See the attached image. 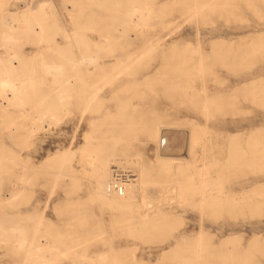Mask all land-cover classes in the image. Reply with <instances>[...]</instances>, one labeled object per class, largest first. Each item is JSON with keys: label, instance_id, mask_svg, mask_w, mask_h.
<instances>
[{"label": "bare ground", "instance_id": "bare-ground-1", "mask_svg": "<svg viewBox=\"0 0 264 264\" xmlns=\"http://www.w3.org/2000/svg\"><path fill=\"white\" fill-rule=\"evenodd\" d=\"M65 1L71 3V9L67 12L71 18L81 15L77 11L78 7L85 10L88 6L97 4L107 10L114 30L134 32L135 36L104 35L93 39L83 35L79 28L68 31L62 22L64 19L60 21L49 0H40L35 8L28 0H0V118L3 120L0 127L8 131H24L17 137L20 138L21 149H28L30 139L39 131L49 128L74 111L80 115V119L92 114L98 111L100 104L109 95L111 99L119 100L123 108L132 98L139 96L141 87L153 89L156 81L171 82L169 86L163 87L174 90L175 96L181 101L188 100L193 106H197L204 118L201 122L191 119L185 123L155 119L144 128L149 139L159 149L155 162L158 163L157 169L160 172L193 169L186 185H193L194 194H198V199L193 204L198 214V229L191 243L187 240L180 243L188 245L178 253L184 254L180 264H201V259L204 264H227V257L221 258L212 237L203 235V217L217 211L235 214L263 210L264 178L254 179L260 181L259 189L243 187L223 192V185L236 173L244 154L232 142L228 144L229 150L226 153L218 142V150L214 149V145L209 147L212 143L206 119L210 111L219 105L221 98L218 97L225 92H231L233 98L242 95L243 100L249 104H264V69L258 72L248 71L241 76L239 74L229 80L225 88L219 89L218 75L212 71L213 63L208 61V53L201 52L198 43L190 41L187 45L178 47L182 44L169 41L164 45L170 49L158 54L161 56L159 65L162 71H142V62L160 48V42L146 40L144 44L146 37H141L142 45L139 50H135L140 41L137 33L143 31L152 14L150 4L139 0ZM170 2L179 5L187 19L197 18L207 7L215 5L213 0ZM20 5L23 6L21 9ZM58 33L65 39L59 45L50 44ZM28 40L34 41L38 46L41 43L49 45L42 55L37 51L35 55L38 59L33 57L26 63L21 50L24 41ZM125 48L132 50L125 51ZM44 53L47 54L46 57ZM217 57L221 67L226 66L233 71H238L237 66L240 64L248 66L256 58L249 51L231 56L223 53ZM166 66L170 68L166 70ZM50 81L54 90L42 94L40 86L47 85ZM126 92L128 96H125ZM123 93L124 97H121ZM131 106L130 111L119 112L118 115L130 118L134 116L135 107L140 105L132 103ZM13 108L22 109V114L15 116ZM86 137V147L77 160L79 169L72 164L74 156L70 148L64 149L57 156L59 159L56 163L57 170L52 174L51 193L64 177L71 178L73 184H76L77 176L82 174L90 179V200L121 212L122 217L115 225L128 228L137 225L143 232H151L156 227L166 225L167 214L162 209L171 203L186 201L183 194L188 188L181 182L164 186L150 184L148 169L140 171L137 179L132 171L119 169L126 172V176L122 190L118 192L111 187L114 172L118 168L112 169L109 179L108 172L110 166L115 164V157L125 155L127 148L112 147L109 151L99 149L94 153L87 147L90 135L87 134ZM10 153L11 155L5 154L0 147V183L7 178L12 182L7 196L1 192L0 187V253L4 249L16 256L18 261H0V264H62L66 259L71 264H123L121 251L113 246L104 251L89 253L90 243L106 241L104 231H90L77 238L72 233L64 234L53 228L46 229V218L43 212L37 210L30 216L29 223L23 218L11 221L4 216L1 213L3 207L15 205L30 193L29 187L38 172V167L32 164L28 155L24 157L21 151L13 150ZM246 153V164L249 167L258 166L264 171V135H252L248 139ZM218 163H221L223 172L220 174L221 171H218L221 175L220 182L219 179L218 182L211 180L209 172L210 165ZM175 164L178 166L175 167ZM16 165L22 166L21 172L17 173L12 168ZM67 241L70 245H66ZM107 242L109 243L108 239Z\"/></svg>", "mask_w": 264, "mask_h": 264}, {"label": "rangeland", "instance_id": "rangeland-1", "mask_svg": "<svg viewBox=\"0 0 264 264\" xmlns=\"http://www.w3.org/2000/svg\"><path fill=\"white\" fill-rule=\"evenodd\" d=\"M39 1L28 0L33 8ZM49 1L60 17V21L64 19L62 22L65 24H62L68 31L79 28L83 35L93 39L104 35H134V32L124 33L121 30H114L107 10L100 5L92 4L85 10L78 7L77 11L82 16L71 18L67 14L71 9V3L65 0ZM139 1L150 4L153 9L147 25L143 31L137 33L140 41L135 50H139L142 45L141 37H146L143 40L144 44L146 40L160 42L157 52L142 62V71H162L159 65L161 56L158 54L170 49L169 46L164 45L169 41L182 44L178 47H183L190 41L198 43L201 52L208 53V61L213 63L212 71L218 75L219 89L225 88L229 80H233L239 74L241 76L248 71L258 72L264 69V0H213L215 5L207 7L199 17L193 19H187L183 9L179 5H173L171 0ZM22 7L20 5L19 9ZM64 39L61 33L55 34L50 44L59 45ZM48 45L41 43L38 46L34 41H24L21 55L28 63L33 57L38 59L35 55L37 51H40V55L43 51L46 52ZM131 50L125 48V51ZM246 51L256 58L248 66L241 64L237 66L238 71L229 70L226 66L223 68L218 63L217 56L223 53L231 56ZM44 55L47 56L46 53ZM169 68L170 66L165 67L166 70ZM170 83L156 81L153 89L141 87L139 96L132 98L123 108L119 100L111 99L109 95L100 104L98 111L92 114L84 115L85 117L80 119V115L74 111L63 117L64 119L51 124L49 128L45 127L44 130L39 131L34 138L30 139L31 145L28 149H21L20 138L17 137L24 131L18 129L8 131L0 127V147L4 153L11 155L10 150L21 151L24 157L28 155L32 164L38 167L36 177L29 187L30 193L15 205L3 207L1 213L11 221H19L23 218L26 223H29L30 216L34 210H37L43 212L46 218V225H48L46 229L53 228L64 234L72 233L77 238L85 236L90 231H104L106 241L90 243L89 253L104 251L107 247L113 246L121 251L123 264H180L184 254L178 253L188 246L180 245V243L184 242L183 240L191 243L198 229V214L193 207L198 194H194L193 185L188 187L186 185L192 176L193 169L160 172L157 169L158 163L155 162L159 149L155 142L149 139L144 128L155 119L161 122L185 123L191 119L201 122L204 118L197 106H193L188 100L181 101L175 96L174 90H166L163 87L169 86ZM40 87L42 94L54 90L51 81ZM128 95L126 92L125 96ZM121 97H124V93ZM218 98H221L219 105L210 111L206 119L212 143L209 147L214 145V149L218 150V142L222 144L226 153L229 150L228 144L232 142L240 153L244 154L236 173L223 185V192L243 187L259 189L261 183L254 179L264 178V171L258 166L249 167L246 164V155H248L246 151L248 139L252 135H264V121H262L264 104H249L243 100L242 95L233 98L231 92L222 93ZM132 103L140 105L135 107L134 116L130 118L118 115L119 112L130 111ZM12 110L15 116L22 114V109L13 108ZM161 116L167 117L160 118ZM2 121L0 118V123ZM87 134L90 135L87 147L94 153L99 149L109 151L112 147L127 148L125 155L115 157L114 166L109 168L108 179L114 168L132 171L136 176L135 179L138 178L140 171L148 169L150 184L164 186L181 182L185 188H188L183 194L186 201L171 203L162 209L167 214L166 225L156 227V230L151 232H143L137 225L129 228L115 225V222L122 217L121 212L110 210L90 200L89 195L92 192L90 179L82 174L77 176L76 184H73L71 178L64 177L51 193L52 174L57 170L56 163L59 159L57 156L64 149L70 148L74 156L72 164L79 169L77 160L86 147ZM177 166L175 164V167ZM220 166L221 163L215 166L210 165L211 180L221 181L220 174L223 172ZM12 168L17 173L22 171L20 165ZM218 171H221L220 174ZM10 182L7 178L0 183L1 192L5 196L9 194L8 189L12 184ZM172 194L169 193V195ZM202 226L205 232L203 235L212 237V242L221 253V258L227 257V264H264V209L255 213L213 212L203 217ZM66 245L70 243L67 241ZM0 261L8 263L18 261V258L3 249L0 253ZM62 264H71V262L66 259L62 261ZM201 264H204L202 259Z\"/></svg>", "mask_w": 264, "mask_h": 264}, {"label": "built area", "instance_id": "built-area-1", "mask_svg": "<svg viewBox=\"0 0 264 264\" xmlns=\"http://www.w3.org/2000/svg\"><path fill=\"white\" fill-rule=\"evenodd\" d=\"M125 176H126V172L119 169L115 170L113 176V183L111 184L112 189L121 192L122 184L124 182Z\"/></svg>", "mask_w": 264, "mask_h": 264}]
</instances>
